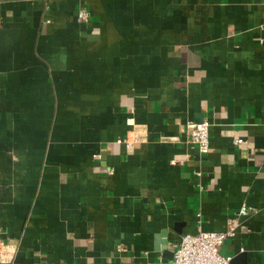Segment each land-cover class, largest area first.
<instances>
[{
    "label": "crops",
    "instance_id": "crops-1",
    "mask_svg": "<svg viewBox=\"0 0 264 264\" xmlns=\"http://www.w3.org/2000/svg\"><path fill=\"white\" fill-rule=\"evenodd\" d=\"M242 205L264 264V0H0L2 264H171Z\"/></svg>",
    "mask_w": 264,
    "mask_h": 264
},
{
    "label": "built area",
    "instance_id": "built-area-1",
    "mask_svg": "<svg viewBox=\"0 0 264 264\" xmlns=\"http://www.w3.org/2000/svg\"><path fill=\"white\" fill-rule=\"evenodd\" d=\"M77 18L79 20H88V12L81 8L78 10ZM209 123L207 121L193 122L190 121L186 126V133L189 141L195 145L201 154L209 151ZM122 142L121 138L116 139ZM126 146L131 142L124 141ZM233 144L247 142L242 138L233 139ZM249 208L242 205L237 213L227 219L226 229L223 231H203L198 229L196 233L182 235L177 243L172 244L173 257L171 264H229L231 256L222 255L220 247L223 242L234 235L239 225V219L247 215ZM4 262V251L0 248V264Z\"/></svg>",
    "mask_w": 264,
    "mask_h": 264
},
{
    "label": "water",
    "instance_id": "water-1",
    "mask_svg": "<svg viewBox=\"0 0 264 264\" xmlns=\"http://www.w3.org/2000/svg\"><path fill=\"white\" fill-rule=\"evenodd\" d=\"M241 257H243V254L238 255L237 257H233V258L230 260L229 264H245V263H244V260H241ZM239 259H240L241 261H239ZM237 260H238V261H237Z\"/></svg>",
    "mask_w": 264,
    "mask_h": 264
}]
</instances>
